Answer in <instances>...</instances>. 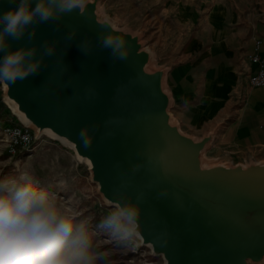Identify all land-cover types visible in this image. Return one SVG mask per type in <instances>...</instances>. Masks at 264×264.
<instances>
[{"label": "water", "instance_id": "obj_1", "mask_svg": "<svg viewBox=\"0 0 264 264\" xmlns=\"http://www.w3.org/2000/svg\"><path fill=\"white\" fill-rule=\"evenodd\" d=\"M98 1H88L85 16L73 13L60 25L40 24L32 41L25 36L12 42L13 47L45 40L58 44L39 74L15 84L3 83L6 98L38 133L49 130L88 161L92 180L106 201L113 198L121 174L131 177L133 191L146 192L140 240L154 255L162 256L163 264L263 261L264 160L204 166L202 152L212 133L196 140L172 121L165 71L148 70L151 53L142 48L138 35L122 33L131 53L126 62H114L108 50L95 46L97 23L103 21ZM9 6V0H0V11ZM70 27L78 33L67 44ZM85 37L94 44L89 55L77 46ZM109 118L114 122L106 128ZM85 125H99L87 150L78 139ZM106 130L115 134L104 137ZM134 163L143 167L133 176ZM162 189L167 195L158 198ZM155 228L166 230V246L154 242Z\"/></svg>", "mask_w": 264, "mask_h": 264}, {"label": "rangeland", "instance_id": "obj_2", "mask_svg": "<svg viewBox=\"0 0 264 264\" xmlns=\"http://www.w3.org/2000/svg\"><path fill=\"white\" fill-rule=\"evenodd\" d=\"M98 14L138 35L151 53L149 71H165L168 111L179 130L196 140L212 133L204 166L264 160V87L247 90L238 75L243 52L264 35V0H99ZM10 124L27 126L32 136L15 153L5 132ZM89 167L69 144L22 121L0 83V174L31 171L40 187L92 217L94 239L106 241L98 225L110 203ZM104 250L112 264L164 263L140 239L129 248L105 243Z\"/></svg>", "mask_w": 264, "mask_h": 264}, {"label": "clouds", "instance_id": "obj_3", "mask_svg": "<svg viewBox=\"0 0 264 264\" xmlns=\"http://www.w3.org/2000/svg\"><path fill=\"white\" fill-rule=\"evenodd\" d=\"M9 3V7L0 11V83L11 85L39 74L46 67V58L55 55L58 44L56 40H45L42 44L13 47L12 42L25 36L32 41L40 24L60 25L63 17L73 13L85 16L88 0H9ZM97 25L95 46L108 50L114 62H126L131 53L122 33L127 30L114 28L108 19ZM77 33L76 27H70L66 43L72 42ZM77 46L85 55L94 50L88 37ZM113 122L114 118H109L105 127ZM98 131L99 125L81 128L78 139L86 150L91 148ZM114 134L106 130L103 135ZM164 159L161 154L159 160ZM142 167L141 163L131 164V175ZM166 195L167 190L162 189L157 197ZM112 196L110 208L98 225L107 240L97 241L91 227L93 218L83 216L75 206L59 201L54 193L40 187L31 171L0 174V264H112L111 252L104 250V244L129 248L141 238L146 192L133 191L131 177L121 174ZM153 232L154 242L166 246V230L155 228Z\"/></svg>", "mask_w": 264, "mask_h": 264}, {"label": "built area", "instance_id": "obj_4", "mask_svg": "<svg viewBox=\"0 0 264 264\" xmlns=\"http://www.w3.org/2000/svg\"><path fill=\"white\" fill-rule=\"evenodd\" d=\"M259 44H255L254 50L245 56L247 63L255 65V69L246 72V83L250 87H264V61L259 53ZM5 132L8 135V145L12 153L19 148H27L32 142L31 132L25 125L10 124L6 126Z\"/></svg>", "mask_w": 264, "mask_h": 264}, {"label": "crops", "instance_id": "obj_5", "mask_svg": "<svg viewBox=\"0 0 264 264\" xmlns=\"http://www.w3.org/2000/svg\"><path fill=\"white\" fill-rule=\"evenodd\" d=\"M263 27H264V25H263ZM252 46H251V48H248L246 51H244L242 56H241V58H240L238 75H239V84L241 86H244L247 90H250V89L253 88L252 91H254V88H260V87H250V86H248V84L246 83V75H245L247 70H248V67L250 68V70L255 69V65L247 63V60L245 59V56L248 53L253 52L255 46H253V47ZM259 53H260V55H261V57L263 58V61H264V35H263V37L261 38V41H260ZM257 134L259 136L262 135L260 132H258ZM250 139H251V137H250Z\"/></svg>", "mask_w": 264, "mask_h": 264}, {"label": "bare ground", "instance_id": "obj_6", "mask_svg": "<svg viewBox=\"0 0 264 264\" xmlns=\"http://www.w3.org/2000/svg\"><path fill=\"white\" fill-rule=\"evenodd\" d=\"M11 104H12L13 109L15 110V105H14L13 103H11ZM17 114L19 115V117H20V119H21L22 121H24L25 123H27V121L24 119V117H23L22 114H20L19 112H17ZM41 133H48V134L51 135L52 137L57 138V137H56L53 133H51L49 130L41 131ZM60 140H62V139H60ZM62 141H63V140H62ZM70 146H71V145H70ZM76 155H77V154H76ZM77 159L82 160L83 162L89 164L88 161H87L86 159H82V158H80L78 155H77ZM146 246L149 247V245H146ZM149 248H150V247H149Z\"/></svg>", "mask_w": 264, "mask_h": 264}]
</instances>
